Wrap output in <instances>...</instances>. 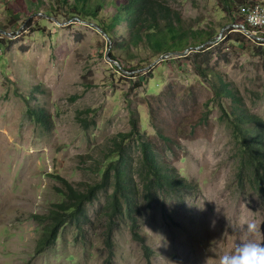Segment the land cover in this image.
<instances>
[{"label":"rangeland","instance_id":"rangeland-1","mask_svg":"<svg viewBox=\"0 0 264 264\" xmlns=\"http://www.w3.org/2000/svg\"><path fill=\"white\" fill-rule=\"evenodd\" d=\"M33 1L55 7L50 0ZM164 1L185 27L218 25L216 0ZM254 2L264 6V0ZM6 7L15 10L16 0H0L3 27ZM112 13L107 8L102 17ZM41 14L14 31H0V264H218L249 221L256 222L257 240L264 242L260 201L236 182L231 129L198 70L207 68L228 82L245 109L264 120V44L249 33L234 35L235 25L225 26L199 54L190 48L132 72L124 61L114 68L109 40L94 22ZM118 34L127 37L123 24ZM131 117L160 160L193 185L142 205L139 228L150 262L127 224L113 231L109 258L98 212L111 188L86 204L91 224L81 230L64 226L53 245L35 253L40 225L31 215L46 214L62 201L54 191L61 187L56 176L78 189L100 181L116 135L132 128ZM156 127L171 140L169 150ZM137 144L125 143L134 160Z\"/></svg>","mask_w":264,"mask_h":264},{"label":"trees","instance_id":"trees-1","mask_svg":"<svg viewBox=\"0 0 264 264\" xmlns=\"http://www.w3.org/2000/svg\"><path fill=\"white\" fill-rule=\"evenodd\" d=\"M50 1L54 8L48 9L41 1L16 0L15 10L5 8L7 21L5 27L0 25V31L18 29L24 24L25 19L37 12H41L40 16L46 18H49V15L52 18L66 16L67 19L76 21H92L109 40L111 48L109 58L114 63V68H118V64L124 61L130 65L132 72L146 68L165 55L174 56L175 53L182 55L190 48L191 50L198 48L199 51L195 54H199L201 50L216 42L220 30L225 26H245L242 9L255 3L254 0H216L218 25L210 24L206 29H193L185 27L180 13L164 0ZM107 8H111L113 13L103 18ZM122 24L126 38L118 34V27ZM245 29L247 33L251 32L246 26ZM233 33L236 36L240 35V32ZM244 34L246 33H242L243 36ZM0 36H3L1 32ZM164 62L165 60L159 63ZM155 69L152 67L148 73L153 74ZM198 70L201 71V76L210 82L223 118L231 129L238 154V164L234 173L236 182L239 187L251 191L258 197L264 219V120L245 109L237 90L228 82L214 76L212 72H207V68L198 67ZM224 100L229 103L225 104ZM78 120L84 123L83 117ZM131 126L128 133L116 135L114 147L104 160L107 163L100 169V181L78 189L56 176L61 187H54V191L62 197V201L53 203L46 214L31 215L40 225L35 253L39 254L53 245L64 226L72 225L81 230L91 224L86 204L92 203L101 191L105 192L111 188L112 192L107 194L98 212L105 225L103 242L109 258L113 254V231L120 224H127L132 239L142 245L144 257L150 262L152 253L145 245L139 228L142 205L150 207L160 194L190 190L193 185L180 177L172 165L160 160L152 142L141 135L133 117ZM156 133L169 150L168 143L171 140L158 127ZM132 139L138 142L137 148L140 152L136 160L130 154L129 147L125 146V143ZM133 161L136 162L135 167Z\"/></svg>","mask_w":264,"mask_h":264},{"label":"clouds","instance_id":"clouds-1","mask_svg":"<svg viewBox=\"0 0 264 264\" xmlns=\"http://www.w3.org/2000/svg\"><path fill=\"white\" fill-rule=\"evenodd\" d=\"M264 22V17H257ZM260 228L249 221L241 230L239 242L231 252L219 257L218 264H264V242L257 240Z\"/></svg>","mask_w":264,"mask_h":264},{"label":"built area","instance_id":"built-area-1","mask_svg":"<svg viewBox=\"0 0 264 264\" xmlns=\"http://www.w3.org/2000/svg\"><path fill=\"white\" fill-rule=\"evenodd\" d=\"M242 14L245 21V26L250 29L249 38L253 39L254 42L264 44V22L257 19V17H264V6L253 5L250 7H244ZM239 32L246 33L245 26L235 25Z\"/></svg>","mask_w":264,"mask_h":264},{"label":"water","instance_id":"water-1","mask_svg":"<svg viewBox=\"0 0 264 264\" xmlns=\"http://www.w3.org/2000/svg\"><path fill=\"white\" fill-rule=\"evenodd\" d=\"M94 27H95V29L99 32V33H101L102 35H104L105 36V34L101 31V29L98 27V26H96V25H93ZM221 32H222V30H221ZM221 35V33L219 34V36ZM106 37V36H105ZM164 57V56H163ZM163 57H161V59L163 58Z\"/></svg>","mask_w":264,"mask_h":264}]
</instances>
